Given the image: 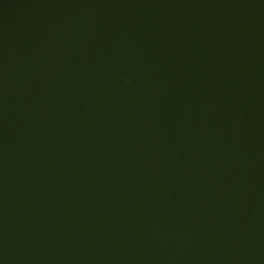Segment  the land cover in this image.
Instances as JSON below:
<instances>
[{"label":"water","instance_id":"95a60500","mask_svg":"<svg viewBox=\"0 0 264 264\" xmlns=\"http://www.w3.org/2000/svg\"><path fill=\"white\" fill-rule=\"evenodd\" d=\"M0 264H264V0H0Z\"/></svg>","mask_w":264,"mask_h":264}]
</instances>
